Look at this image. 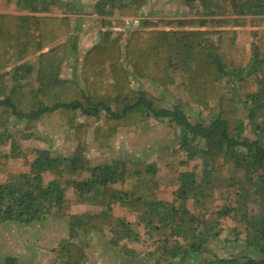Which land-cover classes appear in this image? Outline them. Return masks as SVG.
Segmentation results:
<instances>
[{"label": "trees", "instance_id": "16d2710c", "mask_svg": "<svg viewBox=\"0 0 264 264\" xmlns=\"http://www.w3.org/2000/svg\"><path fill=\"white\" fill-rule=\"evenodd\" d=\"M7 1L15 12L0 13V222L65 219L71 239L59 243L61 264H85L74 239L107 231L130 256L124 264H264V0H230V13L220 11L225 0H182L200 16L143 19L142 28L125 18L140 17L151 0H98L91 14L101 31L82 58L80 30L67 16L85 9L80 0ZM251 24L259 29L239 41L237 28ZM132 77L154 81L165 97L135 88ZM193 105L210 117L191 120ZM152 119L178 136L156 161L92 164L91 131L110 148L119 135L148 131ZM44 123L74 132V154L35 149L30 172L15 174L9 160L26 157L22 137L42 139ZM209 187L234 190L211 217L200 212ZM171 188L173 199H164L161 192ZM85 204L101 209L72 212ZM118 208L158 233L156 260L123 243L138 236ZM222 219L235 223L238 250L210 257L212 239L228 241ZM2 264L24 263L8 255Z\"/></svg>", "mask_w": 264, "mask_h": 264}, {"label": "rangeland", "instance_id": "374dc122", "mask_svg": "<svg viewBox=\"0 0 264 264\" xmlns=\"http://www.w3.org/2000/svg\"><path fill=\"white\" fill-rule=\"evenodd\" d=\"M80 1L85 6V9L82 8L80 12L69 11L67 16L71 19L73 25L78 28V32L80 30L78 34L80 35L79 55L82 58L86 50L96 43L101 27L97 26V21H95L98 17L91 14L94 11V4L98 0ZM72 4L78 5V1L75 0ZM197 9L188 8L182 0H151L140 17H129L125 18V20L128 21L130 26L138 25V27L142 28L143 26L139 25V22L143 19H149L154 23L161 19H188L200 16V9L198 7ZM226 10L228 11L227 13L232 12L230 0H225L224 8L220 9L222 13ZM211 11H214V9L206 10L205 13L211 14ZM10 12H15L14 5L7 0H0V13ZM218 15L221 17L222 14ZM237 29L239 41H242L245 38V32L257 30L259 27L251 24L246 27L240 26ZM71 73L72 69L67 67L63 72V76H71ZM132 85L135 88L139 87L165 97L162 89L152 80L132 77ZM165 99L167 103H170L168 101L171 98L168 94ZM187 113L191 120H195L198 117H210V113L201 111L200 108L194 105L190 106ZM18 127L21 128L22 125ZM38 132L42 139L22 137L23 146L26 149V157L24 159L9 160L10 170L15 174L30 172L31 162L35 157V149H50L53 155L72 156L74 154L77 140L73 131L68 129L54 130L44 123L39 127ZM176 133L175 128L167 122L152 119L148 131L119 135L113 139L110 148H103L95 142L93 132L91 131L88 138L87 155L93 165H105L113 159L126 158L152 162L156 161L160 151L168 148L171 149L172 146L178 143ZM4 149L8 150L9 145ZM192 165L193 163H191ZM46 178L50 179L49 175H46ZM173 192L174 189L172 188L164 189L161 194L164 199L171 200L174 197ZM232 192L234 190H213L209 187L207 194H210L211 198L209 200L206 199L209 204L202 207L200 212H207L209 217L215 215L219 208L227 205L230 201L233 196ZM74 195L75 193L72 190L69 192L68 197L73 198ZM100 209L96 205H74L72 212L74 214L94 213ZM117 215L132 226L135 233L133 238L138 236V239H125L123 243L132 249H136L141 254V259L151 262L156 260V258L152 257V254L157 248L156 240L159 238L158 233H150L149 228L139 222L137 214L130 213L126 209L118 208ZM220 221L225 229L224 237L227 236L228 241H223L224 239H222V243H219L217 240L212 239L209 242V247L213 251V254L209 255L210 257L213 255L229 257L233 252L238 250L236 249L238 243H234L235 235L233 234V229L235 223L230 219H222ZM69 237L70 230L67 221L55 216L35 221L28 226L14 222H0V264H2L8 255L17 256L20 262L24 264H61V260L57 259L59 243L63 238ZM112 238L113 233L107 231L105 234L96 233L83 237L78 236L74 241L80 244L86 251L87 258L85 264H124V261H128L126 258L130 256H127L120 248L114 246ZM171 243L175 244L174 241ZM197 263H199L198 260L193 261V264Z\"/></svg>", "mask_w": 264, "mask_h": 264}]
</instances>
